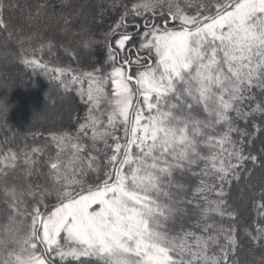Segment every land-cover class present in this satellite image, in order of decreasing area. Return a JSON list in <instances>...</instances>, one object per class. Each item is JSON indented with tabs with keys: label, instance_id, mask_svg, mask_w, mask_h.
<instances>
[{
	"label": "snow or ice",
	"instance_id": "obj_1",
	"mask_svg": "<svg viewBox=\"0 0 264 264\" xmlns=\"http://www.w3.org/2000/svg\"><path fill=\"white\" fill-rule=\"evenodd\" d=\"M99 7L98 22H111L97 39L73 28L72 0H0L10 39L5 17L19 10L29 25L62 21L85 54L104 50L84 69L44 59L52 40H16L21 62L74 92L84 115L40 146L0 142V264H239L241 231L264 247V177L247 185L250 225L229 199L264 169V140L253 151L264 136V0Z\"/></svg>",
	"mask_w": 264,
	"mask_h": 264
},
{
	"label": "trees",
	"instance_id": "obj_2",
	"mask_svg": "<svg viewBox=\"0 0 264 264\" xmlns=\"http://www.w3.org/2000/svg\"><path fill=\"white\" fill-rule=\"evenodd\" d=\"M82 1L86 3V5H84L85 12L82 18L80 16L76 18L73 24V28L76 29V28H79L81 25H85L90 30L91 34H93L97 39L102 38L103 30L107 27V23L111 22L109 19L110 13L105 15V23H99L98 22L99 17L94 18V12L96 11L93 9L92 2H90V0H82ZM19 3L21 5H24L25 3L32 4L34 3V0H19ZM104 5H107V4H104ZM5 18L9 24V31L14 32V36L10 39L6 31L0 30V81L7 84L6 82H8L7 81L8 76H9L8 74L12 73L11 70H15L16 72H19L18 70L22 66L21 65L22 62L20 60V46L16 42L17 38L26 37V36L31 35L32 33H35L36 38L31 41V45L35 47L39 43L42 42L41 41V42L36 43L38 41V34H39L38 31L45 32L42 28L46 27L47 25H50V26L53 25V27H56L57 29H59L62 27V21H58L55 18H53L51 20L45 19L41 21L40 23L29 25L28 22L22 18L19 10H17V12L13 16L11 17L6 16ZM18 20H19V23H18ZM16 22L18 23V25ZM20 22H22L21 23L22 25L20 24ZM47 40L49 39H46L44 41H47ZM97 47L102 48V46H96L94 49L91 50V52L85 54V51L80 47L78 43L69 46L68 47L69 49H77L78 55L81 57L79 64L76 61H73L71 57L67 55L64 52V50L58 45H56V47L53 49L56 55L49 56L47 53V50H45L44 59L50 60L53 64H57V63L61 65L71 64L73 67L82 66L84 69H90L93 63L102 60L97 53V50H96ZM6 60H8V64L10 65L8 67L9 69L6 68L7 66H5V68L2 67V62L6 63ZM23 67H25L26 70L27 69L30 71L33 70L31 68L26 67L24 64H23ZM25 72H26L25 74L26 77L29 78L28 74L30 72L29 73L28 71H25ZM35 72H39L41 74V76L38 74L32 75L34 77L32 79H34L35 82L38 81L39 83L43 82L44 85H47V84L51 86L53 85L57 87L61 91V93H63L64 95L65 94L70 95L71 98L73 99L74 108L76 110H75V113L73 114L72 120L66 119L63 122H58V123L57 121L52 122V123L45 121V120L38 121V120H35V118L32 119L30 116V113H28L27 111H24L23 109H20L18 105L14 104V102L9 99L8 96H5L2 93H0V100H3L5 104L8 106V112L5 115H0V142L4 141L5 138L8 137L12 139L13 141L12 146L16 148L17 150L23 148L25 145H28L29 147L43 145L46 142L47 134L50 131L69 130V131L74 132L78 118L83 117L84 115V106L79 102L74 92L73 93L65 92L62 88H60L57 82L51 80L50 76L46 75L43 71L37 69L35 70ZM1 73H5L7 78H4L2 80ZM20 77L23 81L22 84H27L29 80L24 79L22 75H20ZM17 81L19 80L17 79ZM9 88H10L9 86L6 87V89L8 90ZM33 88L37 89L38 86L34 85ZM59 90H56L55 92L60 93ZM52 92L46 91V93H52L51 95L53 96L55 92L54 91ZM36 113H37L36 114L37 116L39 113L38 112ZM8 128H11V131H8ZM261 139L264 140V136L258 137L256 141L261 140ZM253 151L258 152L259 149L254 148ZM248 167L251 169L253 166L249 164ZM260 171L261 170L258 167L255 168L252 174L251 181L253 180L257 181L260 178V173H261ZM256 177H258V179ZM243 180H244V183L251 182V181H248L246 178ZM241 186L242 185H240V183L233 184L229 199H230V202L233 205H235L236 203L234 201V198H236L235 197L236 194L238 193L248 194L249 200L246 199V201H244L246 206L243 207L242 210L241 208L236 207L240 213L241 223L248 226L251 224V222L253 221L255 217V212L253 209H251L253 192H250L249 194L247 190H245V188L244 187L242 188ZM3 207H4L3 204L0 203V213H2ZM239 239H240V244L237 250V255L234 257V259L239 261V264H259L261 257H264V247H260L259 245L255 244L250 237H246L243 234V231H241L239 235ZM70 264H75V262L72 261L70 262Z\"/></svg>",
	"mask_w": 264,
	"mask_h": 264
},
{
	"label": "rangeland",
	"instance_id": "obj_3",
	"mask_svg": "<svg viewBox=\"0 0 264 264\" xmlns=\"http://www.w3.org/2000/svg\"><path fill=\"white\" fill-rule=\"evenodd\" d=\"M87 2V1H86ZM90 2H92L93 4V9L96 11L94 12V18L99 17V14L101 12L100 9V5H104V4H108L109 0H90ZM84 5H86L85 2H83L82 0H72V9L73 11L79 10L81 12L80 17L82 18V16L84 15L85 12V8ZM96 13V14H95ZM17 23V22H16ZM19 23V20H18ZM17 23V25H18ZM22 22H20L21 24ZM19 24V25H20ZM22 25V24H21ZM45 28V29H44ZM42 28L45 32H40L38 31V42H41L42 40H52L56 45H58L59 47H61V45H63L64 47H69L71 45H74L76 43H78L79 38L75 37L73 35L69 34H64L61 32V28L57 29L56 27H53V25H47L46 27ZM62 48V47H61ZM63 49V48H62ZM98 55L100 56L101 59H103V48L97 47L96 48ZM2 62V61H1ZM21 68H19V72H16L15 70H11L12 73H9L8 75V82H6L7 84H5L4 82L0 81V93H2L5 96H8L9 99L11 101L14 102V104L18 105V107L20 109H23L24 111H27L28 113H30V116L32 119L35 118V120L38 121H48V122H63L64 120H72L73 118V114L75 113V108H74V102L73 99L71 98L70 95L67 94H63L61 93V91L55 87V86H51V85H44L43 82L39 83L38 81L35 82L34 78L32 75L33 74H38L41 76V74L39 72H35L33 70H26L25 67H23V64L21 63ZM5 66H7L6 68H8L10 65L8 64V60H6V63L2 62V67L5 68ZM9 69V68H8ZM13 69V68H12ZM28 71V75L29 78L26 77V72ZM20 75H22V77L24 79L29 80L27 82V84H22L23 81L20 77ZM17 76V77H16ZM1 78L2 80L4 78H7L5 73H1ZM10 79V80H9ZM17 79L19 81H17ZM6 80V79H5ZM34 80V81H33ZM38 86L37 89H34L33 86ZM10 87L9 90L6 89V87ZM5 89V90H3ZM56 90H59L60 93L55 92ZM46 91H54L55 93L53 94V96L51 95L52 93H46ZM58 95H57V94ZM76 101V100H74ZM36 112H38L39 114L36 116ZM68 122V121H67ZM50 124V123H48ZM66 125V124H65ZM261 140L256 141V145L255 148L259 149L261 148ZM259 168V167H258ZM261 171L260 173V178L258 179V177H256L258 180H253L249 183L251 184H259V182L261 181V178L264 177V169L259 168ZM240 185H242L241 187L245 188V190H247V192L250 194L247 185L249 184L248 182L244 183V180L242 179L240 182ZM246 184V185H245ZM240 189V188H239ZM236 198H234V201L236 204L234 205L235 207L238 208H242L246 206V204L244 203V201H246V199L249 200V196L246 193H238L235 196ZM253 209V208H251ZM260 264V263H259Z\"/></svg>",
	"mask_w": 264,
	"mask_h": 264
}]
</instances>
